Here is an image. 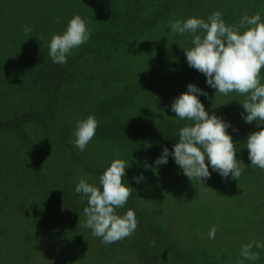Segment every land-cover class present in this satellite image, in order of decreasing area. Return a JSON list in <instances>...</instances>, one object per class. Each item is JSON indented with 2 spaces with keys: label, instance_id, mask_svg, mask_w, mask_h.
Returning a JSON list of instances; mask_svg holds the SVG:
<instances>
[{
  "label": "rangeland",
  "instance_id": "obj_1",
  "mask_svg": "<svg viewBox=\"0 0 264 264\" xmlns=\"http://www.w3.org/2000/svg\"><path fill=\"white\" fill-rule=\"evenodd\" d=\"M203 1L198 0L200 7ZM233 1L234 7H229L231 12L224 19L226 24L239 23L244 11L239 8V3L243 1L251 12L259 13L264 22V0ZM203 6V13L208 9L207 13L211 14L225 11L221 0H205ZM75 15L85 20L92 34L91 17L79 0H0V77L7 82L0 86L6 94L0 103L6 107L5 114L9 115L11 110L21 107L23 90L19 91L18 85L32 79V69L38 60L49 57L48 44L52 36L62 34ZM183 17L186 20L193 15ZM25 26L31 28L29 37L25 35ZM188 35L191 39V34ZM186 40L183 39L181 44L184 45ZM86 45L74 49L67 57V63L82 54ZM187 45L174 49L168 36L161 38L155 35L139 46L134 45L132 50L107 57L112 62L110 71L117 69L116 75L118 70H122L130 79L144 69L164 68L166 62L184 57V50L192 47ZM103 61V54H90L84 62L87 69L84 75L90 78V82L84 84L82 90L88 100L96 102L99 98L95 89L99 81L92 78L99 76ZM110 74L114 75V72ZM103 76L98 78L103 80ZM204 81L206 86H198L200 82H196V86L207 92V97L195 94L210 115L215 114L230 124L227 132L236 144V156L244 168L240 178H223L210 165V178L203 180L202 185L199 181H189L179 166L172 170L169 168L166 173L139 174L137 168L129 163L125 170L124 182L135 189L136 200L149 221L174 239L171 249L155 251L151 247L146 251L137 245V235L144 240L147 238L148 242L153 241L147 230L141 231L138 226L130 237L106 245L92 234L91 229L83 227L85 220L83 211L78 214L79 206H69L70 210L63 212V217L54 222L57 210L70 197L76 198L81 206H87V199L83 198L82 202V195L74 192L81 178L98 187L99 180L85 177L82 165L71 176V149L61 146L59 140L55 142L47 132L30 130L32 136L26 150L18 149L20 141L16 132H4L0 133V264H223L218 258L227 255L228 260H232L231 264H264V249H252L260 253L257 261L246 260L240 255L241 246L249 241L264 243V170L251 166V162L240 153L246 148L254 122L246 123L242 118L244 109L240 102L244 96L215 93V89L207 85L206 78ZM261 82L264 83L263 80ZM27 91L29 97L25 102L28 107L41 111L45 104L37 97L33 99L36 90L30 88ZM66 94L63 93L54 113L67 115L69 122L89 113L90 104L74 111L67 103ZM99 153L104 163L98 162L101 161ZM121 153L118 147L97 140L80 151L82 163H86L90 156L95 162L104 164V169L115 159L127 161ZM37 176L40 177L39 183L35 181ZM140 177L143 179L137 182ZM62 210L63 207L61 213ZM213 225L217 232L215 239L210 240L207 234ZM154 257H157L156 261Z\"/></svg>",
  "mask_w": 264,
  "mask_h": 264
},
{
  "label": "trees",
  "instance_id": "obj_2",
  "mask_svg": "<svg viewBox=\"0 0 264 264\" xmlns=\"http://www.w3.org/2000/svg\"><path fill=\"white\" fill-rule=\"evenodd\" d=\"M79 1L84 4L88 15L91 17V28L94 29L82 54L74 56L67 64L63 65L54 64L50 57H42L38 60L32 69V79L27 83L19 84L17 87L19 91L23 90L20 100L21 107L11 110L8 115L4 113L5 105L0 103V133L16 132L18 141H20L17 144L18 149L26 150L29 149L28 143L32 136L30 130H43L51 135L55 142L59 140L61 146L71 149H69L72 162V169L69 172L71 176H74L82 165L81 168L85 177L91 176L99 180L100 175L105 170L103 167L105 165L102 164L104 163L102 154L99 153L101 161H98L102 163L95 162L90 156L86 163H82L80 151L74 146L75 136L73 134L77 121L94 115L98 121V127L91 143L97 140L100 143L118 147L122 156L137 168L139 174L142 172L160 174L163 171L164 173L168 172L169 168L174 169L178 165L171 155H169L166 164L158 165L155 163L162 155L164 148H167L169 153L172 152L174 144L178 142L180 128L189 123L176 117L171 110V104L176 97L187 91V85L194 84L196 86V82H200L198 86H206L203 84L206 77L190 67L184 56L173 60V62H166L164 68L161 66L153 67L150 70L144 69L140 74L137 73L129 79L122 70H118L116 75L117 69L110 71L112 62L107 57L118 52L123 54L127 49L132 50L134 45L139 46L145 39L149 40L155 35H159L161 38L168 36L171 48L174 49L181 48L188 42L190 45L187 46H193L188 34L173 33L169 25L175 20L184 21L183 15L186 17L193 15V17L206 20L211 12L207 13L209 9L204 13L202 12L204 11L202 8L205 0L201 7L198 0ZM240 3L239 8L244 10L243 16L250 17L256 14L251 12L246 1ZM221 4L225 9L222 13L225 15L222 17L224 20L227 18L226 14L231 12L229 7H234V1L221 0ZM262 17H264V12ZM236 19L237 16H235ZM178 37L181 39H177ZM183 39H187L184 45L181 44ZM90 54L104 55L103 68L100 67L98 70V77L102 74L105 75L103 80L98 77L92 78V80L99 81L95 84L96 96H99L96 102L88 100V96L82 90L84 89L83 85L90 82V78L87 79L84 75L87 72L84 62ZM162 60L163 58L159 62ZM110 72H114V75ZM261 77L264 82V70L261 72ZM6 83L5 78L0 77V86ZM29 87L36 90V96L33 99L37 97L41 99L43 105L45 104L41 111L28 107L25 102L29 97L27 91L30 90ZM64 92H67V103L74 111L90 104L89 113L80 118H75L72 122L68 121L67 115L54 113L59 102L62 101ZM5 96L6 94L0 88V99ZM260 128H264V123L257 126L254 121L250 134L260 130ZM240 153L249 160L247 148ZM35 181L39 183L40 177L37 176ZM132 189L133 193L127 204L124 208L117 209V212L119 215H123L129 208L134 210L138 219V229L147 230V234L153 237V241L148 242L147 238L144 240L137 235L135 242L137 245L146 248V251L151 247L155 251L171 249L174 239L167 235L166 231L156 228L157 226L149 221L148 215L136 200L135 189ZM142 193L144 194V192ZM69 206L76 208L79 206L81 208L78 210L79 214L86 207V204L81 206L76 198L66 199L57 210L54 222H57L61 216L63 217V212L70 210ZM82 218L83 221L86 219L84 214ZM218 259L223 264H231L232 262V260H228V255ZM153 260L156 261L157 257H154Z\"/></svg>",
  "mask_w": 264,
  "mask_h": 264
},
{
  "label": "clouds",
  "instance_id": "obj_3",
  "mask_svg": "<svg viewBox=\"0 0 264 264\" xmlns=\"http://www.w3.org/2000/svg\"><path fill=\"white\" fill-rule=\"evenodd\" d=\"M56 22L59 23V20ZM169 26L173 33L191 34L193 46L184 50L186 61L190 67L204 74L207 85L214 88L215 93L225 96L230 93L244 96L245 99L240 102L246 113H241L244 121H255L257 126L264 123V83L261 82V72L264 70V22L261 15H245L238 24L229 25L220 11H214L207 21L191 17L170 22ZM24 32L27 37L31 36L30 27L25 26ZM200 32L203 35L198 34ZM90 35L85 20L79 15L73 16L66 30L62 34H54L48 44L51 61L66 64L67 57L74 49L87 43ZM195 93L205 97L208 95L194 84H189L187 91L171 104L176 117L189 123L180 128L179 139L172 152L164 148L155 163L166 164L171 155L189 181H199L201 185L203 180L210 178L209 165L223 178L231 176L238 180L244 168L237 159L236 144L227 132L230 124L215 114L210 115ZM97 127L98 121L94 115L77 121L73 134L74 146L79 151L85 150L95 136ZM246 148L250 165L264 170V128L247 137ZM128 167L129 161L115 159L100 175L99 187L86 182L84 178L75 187V192L82 195V202L83 198L87 199V206L83 209L86 217L83 227L91 229L92 234L101 238L106 245L130 237L138 226L131 208L123 215L117 214V209L124 208L133 193V189L124 182ZM216 232L217 227L213 225L207 234L208 239H215ZM254 247L264 249V243L249 241L241 246L240 255L246 260L257 261L260 253L253 251Z\"/></svg>",
  "mask_w": 264,
  "mask_h": 264
}]
</instances>
